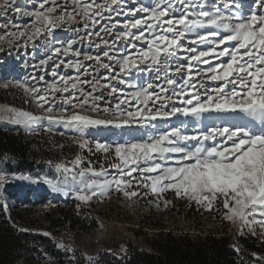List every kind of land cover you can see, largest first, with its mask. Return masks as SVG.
<instances>
[{
	"label": "rangeland",
	"instance_id": "1",
	"mask_svg": "<svg viewBox=\"0 0 264 264\" xmlns=\"http://www.w3.org/2000/svg\"><path fill=\"white\" fill-rule=\"evenodd\" d=\"M97 2L101 3L102 0ZM134 2L136 5H154L157 0H128L124 8L125 13ZM41 3H44V8H40ZM49 7L54 9L53 13L46 11ZM217 10L232 23L237 22V17L248 18L252 11L257 14L264 13V9H259L252 0H242L240 7L231 3L225 6V0H202V7H197L192 12L215 13ZM38 11L49 15L57 26L50 31L42 27L34 15ZM67 13H73L72 0H47L46 3L45 0H8L7 5L5 0H0V129L10 132L22 131L28 136L41 138L42 143H50L45 152H39L37 166L32 172L19 171L16 158L0 153V213L17 229V235L22 239L24 247L15 264H124L137 251L150 252L147 242L158 232L172 230L179 234L205 236L211 231L219 230L218 232L222 233L219 235H224L223 228H226L227 235L230 236L231 245L240 264H264V229L259 224L250 228L242 227L239 220L229 221L225 217L226 210L222 202H213L211 210H208L206 205L198 204L187 196H177L174 190L152 193L150 187L145 188L140 183L142 177L139 171L132 172L130 177H124L132 181L126 190L138 193L131 198L113 187L105 195L97 194L83 202L77 199L76 191L72 187L66 186V174L62 169H58L57 165L62 164L71 169L77 157L80 158L77 172L85 171L88 178L101 182L105 179L112 180L119 175L112 165L121 164L123 167L120 157L115 153L117 146L130 149L133 144H150L161 134L170 133L173 129H178L189 137L202 138L212 128L231 129L246 123L244 114L238 110L215 108L201 113L198 117L176 113L167 118L157 116L156 119H151L157 110L171 111L173 105L185 107L181 100L187 99L192 93L186 91L183 97L174 96L172 90L176 86L166 85L163 71L159 74L138 72L134 69L129 74L120 71L121 58L125 55L135 56L141 49L147 48V43L144 40L135 41L136 47L133 48L124 41L114 40V36L124 31L123 25L128 19H146V14L137 13L134 17L113 15L109 21L108 13H105L106 19L101 20L95 28L85 30L81 15L73 13L75 19L69 20ZM61 14L65 15L63 21L60 20ZM175 15H179V6ZM117 21V28L111 34L101 31L100 36L87 35V32L99 31L104 24L110 25ZM89 23L91 24V20ZM37 27H41L39 35L35 34ZM212 30L217 31L219 35L210 38L208 44L192 45L188 40L182 43L185 48L195 47L197 53L209 51L214 47L211 40L225 35L223 30ZM195 31L205 34L208 28L205 26ZM104 40L108 41V47H105ZM69 41H75L72 50L79 52L78 56L73 55L72 50L64 54ZM234 43L227 41L224 45H219L217 53L224 47L231 50ZM56 48H60L61 52L55 53ZM104 51H108L114 58L109 60L103 55ZM189 54L181 50L178 59L170 61L173 71L169 74L177 84L188 77V72L185 68L183 73L173 74L174 69L177 65H187L188 61L184 57ZM86 56H99L100 61L98 63L95 59H85ZM203 59L208 63L193 62L191 72L192 82L195 84V90L200 93L201 100L205 99L206 89L210 93L222 83L209 80L207 76L211 73L208 70L227 63L231 57L210 55ZM41 61L47 63L42 64ZM77 61L81 65L79 71L74 66ZM101 64L110 65L111 70L101 67ZM139 67L143 68L144 65ZM53 70L56 72L55 76L52 74ZM61 77L68 81L67 85ZM73 83L76 84L75 88L72 87ZM149 84L152 88H148ZM50 85H55L61 91H53ZM157 85L167 87V93L161 92ZM65 87L68 91H63ZM113 87L115 92L112 91ZM231 87L229 85L225 91ZM33 88H38L40 94L47 96L46 103L41 105L35 98L36 94L28 91ZM141 89L165 98H136L135 93ZM176 91L179 92L180 89L176 87ZM89 93L90 103H82ZM65 100L70 102L65 103ZM48 108L52 111H47ZM17 112L29 113L36 117L51 116L54 120H66L78 114L105 123L79 129L40 119L25 125L16 122ZM129 112L134 115L129 116ZM137 112L140 114L135 115ZM256 127L259 128L260 125L257 124ZM178 143L187 150L197 145L196 140ZM203 143L206 147H223L225 143L231 145L230 141H225V138L220 136ZM81 144L85 147L81 148ZM97 145L106 146L108 151L98 149ZM131 155L136 158L134 153ZM153 158L147 163L144 158H140L137 165L143 168L152 163H159L166 168L175 167L182 162L178 153L166 154L164 159L153 154ZM9 164L14 170L13 173L8 169ZM137 165L130 162L129 168ZM89 169L95 172H101L103 169L104 174L92 176ZM124 171H128V168H124ZM158 174L154 172L144 175L155 177ZM146 182L151 184L150 180ZM53 185H65L68 194L56 191ZM21 191L25 192L23 199L19 195ZM184 200L186 203L180 206L179 201ZM61 210L67 217L58 214ZM215 213L217 217L214 216ZM200 217L202 225L197 223ZM70 218L71 222L78 223L74 229L70 227Z\"/></svg>",
	"mask_w": 264,
	"mask_h": 264
},
{
	"label": "snow or ice",
	"instance_id": "2",
	"mask_svg": "<svg viewBox=\"0 0 264 264\" xmlns=\"http://www.w3.org/2000/svg\"><path fill=\"white\" fill-rule=\"evenodd\" d=\"M46 2L47 0H45ZM252 2L259 9H264V0H252ZM127 3L128 0H102L101 3H98L97 0H91V2L89 0H83V2L72 0L73 13L83 17L85 30L90 27L95 28L101 20L106 19L105 13H108L107 19L109 21L112 20L113 15L134 17L137 13L146 14V19H128L123 25L124 31L114 36V40L124 41L133 48L136 47L135 41L144 40L147 43V48L141 49L135 56L125 55L121 58L119 62L120 71L125 74H129L133 69L138 72L147 71L157 74L163 71L166 85L176 86L180 89L177 92L176 87H173L172 94L174 96L180 98L185 95L186 91L192 93L187 99L181 100V103L186 105L185 107L173 105L171 111L157 110L151 119H156L157 116L167 118L176 113L198 117L201 113L215 108V110H238L244 114L246 123L231 129L212 128L202 138L189 137L183 135L178 129H173L170 133L161 134L150 144H133L130 149L117 146L115 153L120 157L123 167L121 164L112 165L119 173L112 180L105 179L101 182L97 179L88 178L85 171L77 172L76 168L80 164V158L77 157L73 162L74 167L71 169L62 164L57 165V168L62 169L63 173L66 174V186L72 187L76 191L77 199L83 202H87L91 196L97 194L103 196L113 187L117 191H122L126 197L131 198L137 196L138 193L126 190L131 186L132 181L126 180L124 177H130L132 172L139 171L142 177L140 183L145 188L150 187L152 193L174 190L177 196H187L198 204L206 205L208 210H211L213 202L219 201L222 202V206L226 210L225 217L229 221L239 220L242 227L248 226L250 228L259 224L264 229V13L257 14L256 11H252L248 18L237 17V22L232 23L219 10L215 13L192 12L193 9L202 7V0H163V2L157 0L154 5H145L144 3L136 5L134 2L133 6L128 8L125 13L124 8ZM229 3L240 7L242 0H225V6H228ZM7 4L8 0H5V5ZM178 6L179 15L177 16L175 13ZM40 8H44V3L40 4ZM46 11L53 13L54 9L49 7ZM73 13H67V19L74 20L75 15ZM34 15L41 22V26L49 31L57 26L53 23L52 18L45 15L44 12L38 11ZM192 16L196 18H191ZM60 20H65L64 14H61ZM89 20H91V24ZM118 23L117 21L110 25L104 24L99 31L87 32V35L100 36L101 31L111 34L117 28ZM205 26L208 28L205 34L195 31ZM212 29L223 30L225 35L219 39H212L211 43L214 47L209 51L197 53L195 47L185 48L182 43V41L188 40L192 45L208 44L210 38L219 35L217 31ZM40 33L41 27H37L35 34L39 35ZM227 41L235 42L231 50L224 47L217 53L219 45H224ZM74 43L75 41L68 42L64 54L72 50ZM103 43L105 47H108L107 40H104ZM181 50L190 53L184 57L188 63L187 65H177L173 74L183 73L184 69L187 68L188 77L183 79L182 83L177 84V81L169 74L170 71H173L170 61L178 59V53ZM54 51L60 53L61 49L56 48ZM72 54L78 56L79 52L72 50ZM103 55L109 60L114 58L109 55L108 51H104ZM210 55L230 56L231 59L227 63L220 64L218 68L208 70L211 73L207 76L209 80L222 83L213 88L210 93L206 89L205 99L201 100L200 93L195 90V84L192 82L191 72L194 67L193 62L208 63L203 58ZM85 59H95L98 63L100 61L99 56H86ZM61 62L63 63V61ZM41 63L45 64L47 61H41ZM139 65H144V67L140 68ZM74 66L79 71L80 62L77 61ZM101 67L111 70L108 64H101ZM52 74L56 75L55 70ZM61 80L67 85L68 81L64 77H61ZM229 85L232 87L225 91ZM49 87L55 92L61 91L55 85ZM72 87L75 88L76 84L73 83ZM148 88H152V85L149 84ZM28 91L36 94L35 98L41 105L47 102V96L40 94L38 88ZM45 91L47 92V89ZM63 91H68V88L65 87ZM112 91L115 92L116 89L113 87ZM160 91L166 94L168 88L160 87ZM90 96L91 93L85 96L82 103H90L88 99ZM141 96H144L145 99H151L155 96L156 100L165 98L154 92H147L146 89H141L135 93L136 98ZM166 98L171 99V97ZM68 102L70 101L65 100V103ZM47 111L51 112L52 109L48 108ZM139 114V112L135 113V115ZM128 115L133 116L134 113L129 112ZM40 119H47L50 123H63L66 127L71 126L79 129L88 125L105 123L78 114L72 115L66 120H54L51 116L36 117L25 112L15 114L16 122L25 125ZM257 124L260 125L259 128L256 127ZM217 136L224 137L225 141L231 142V145L228 146L225 143L223 147L219 145L204 146L203 141L215 140ZM188 140L197 141V145L191 150L181 147L178 143V141ZM80 147L83 148L85 145L81 144ZM97 148L105 152L108 151V148L103 145H97ZM133 153L136 158H132L131 154ZM169 153L180 154L182 162L175 167L166 168L159 163H152L143 168L137 165V160L140 158H144L145 163H147L154 159L153 154L164 159ZM183 161H187V163H183ZM130 162L137 166L129 168ZM124 168H128V171H124ZM88 171L92 173V176L97 177L104 174L103 169L101 172H95L91 169ZM154 172L159 174L155 177L144 175ZM148 180L151 181L150 185L146 182ZM53 187L58 192L68 194L65 191V185H53ZM60 246L63 247V245Z\"/></svg>",
	"mask_w": 264,
	"mask_h": 264
},
{
	"label": "trees",
	"instance_id": "3",
	"mask_svg": "<svg viewBox=\"0 0 264 264\" xmlns=\"http://www.w3.org/2000/svg\"><path fill=\"white\" fill-rule=\"evenodd\" d=\"M49 146V142L42 143L41 138L28 136L22 131L10 132L0 129V153L16 158L19 171H34L39 152H45ZM8 169L10 173L14 172L10 164ZM185 203L186 200L179 201L178 204L183 206ZM58 214L67 217L63 210ZM201 218L197 219L198 225L203 223ZM69 221L73 229L78 224L71 222L72 218ZM16 230L7 217L0 213V264H15L24 248ZM218 231H211L205 236L179 234L172 230L158 232L147 242L150 252L137 251L124 264H240L226 228L222 230L224 235H219L222 233Z\"/></svg>",
	"mask_w": 264,
	"mask_h": 264
},
{
	"label": "bare ground",
	"instance_id": "4",
	"mask_svg": "<svg viewBox=\"0 0 264 264\" xmlns=\"http://www.w3.org/2000/svg\"><path fill=\"white\" fill-rule=\"evenodd\" d=\"M19 195H20V197L23 199V198H25V192L24 191H21L20 193H19ZM20 200V199H19Z\"/></svg>",
	"mask_w": 264,
	"mask_h": 264
}]
</instances>
